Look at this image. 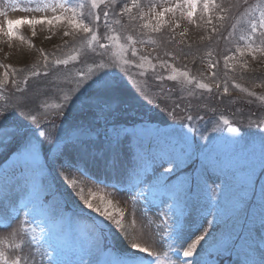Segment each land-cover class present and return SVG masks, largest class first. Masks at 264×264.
<instances>
[{"label":"snow or ice","instance_id":"snow-or-ice-1","mask_svg":"<svg viewBox=\"0 0 264 264\" xmlns=\"http://www.w3.org/2000/svg\"><path fill=\"white\" fill-rule=\"evenodd\" d=\"M8 7L26 13H53L41 19L13 20L0 8V37L7 38L9 44L16 39L24 41L19 33L22 26L32 27L35 35V26L41 24L65 25L63 35L71 37L72 42L65 44L68 51L62 56L40 50L42 60L33 65L30 75L46 78L43 88L28 91L29 77L17 79L23 70L0 63V99H4L9 84L21 93L14 102L0 106V149L10 150L13 160L11 165L0 167V209L4 210L0 215L8 220V228L20 220L12 232L0 237V264H36L37 252L40 264H45V258L47 264H215L213 254L233 252L237 264H264V134L260 137V172L255 166L245 170L240 194L228 202V218L218 220L216 213H208L213 217L207 221L208 228L222 229L215 235L204 227L203 220L191 221L190 213L180 208L183 204L186 209L200 193L209 203L219 205L224 191L225 181L217 180L221 175L227 177L225 162L214 147L209 148L218 137L200 132L203 143L195 139L199 129L193 122L204 120V116L188 113L182 117L186 123L177 124L175 108L180 105L176 104L169 111L174 122L170 130L146 125L129 128L117 122L124 103L119 96L122 77L129 76L130 69H140L141 76L150 69L156 80L177 82L188 96H197V90L200 94L213 93L212 85L217 96L228 95L229 82L233 88L247 91L248 96L255 95L229 73L237 66L247 70L245 57L256 60L258 55L264 56V0H255L254 4L249 0H25L23 7L13 0ZM182 21L202 29L201 40L211 42L216 37L217 42H232L234 50L227 49L228 54L222 57V78L211 71L220 61L214 59L210 48L205 52L210 75L204 79L176 67L159 53L143 54L145 46H152L156 52L165 42L164 37L167 43L175 41ZM188 30L183 28L180 36ZM191 54L180 50L181 56ZM90 55L99 59L89 63ZM163 55L171 61L180 58L168 51ZM70 64L81 66L73 71ZM60 65L65 69L63 80L75 84L67 91L58 82ZM157 67L162 71L157 72ZM50 72L53 78H49ZM49 91L60 93V103L54 105L56 111L51 114L40 111L48 105L37 99ZM172 91L169 88L164 95ZM257 99L264 101V96ZM77 112L79 123L68 129L57 127V117L67 119ZM210 123L212 133L221 132V124L229 126L228 131L236 136L226 143L239 145L242 152L247 150L246 142L241 145L239 129L231 127L229 119L221 115ZM250 123L264 128V119ZM13 144L19 147L12 148ZM90 168L104 179L126 185L133 207L144 201L159 209L162 215L155 225L158 242L153 241L151 246L140 242L143 227H150L154 221L138 224L133 212L126 227L125 212L114 209L111 200L94 194L85 197L72 173L95 179L89 174ZM57 181L70 191L61 193ZM117 184L106 186L115 188ZM65 195L76 196L85 208L97 214L83 231H66L61 208ZM97 200L99 203H94ZM189 231L192 235L186 236ZM5 249L13 254L9 256ZM25 249L29 251L25 253Z\"/></svg>","mask_w":264,"mask_h":264},{"label":"rangeland","instance_id":"rangeland-1","mask_svg":"<svg viewBox=\"0 0 264 264\" xmlns=\"http://www.w3.org/2000/svg\"><path fill=\"white\" fill-rule=\"evenodd\" d=\"M12 2L13 0H0V8H4L8 11L9 18L13 20L23 17H35L41 19L53 15L51 11L35 13L12 11L11 8L8 7ZM15 2L19 4L20 7H23L25 4V0H15ZM45 2L54 3L55 0H45ZM249 2L254 4L255 0H249ZM58 12L59 9L57 10V13ZM2 20L3 18L0 17V21ZM181 25V28L176 29L175 41L167 43V37H164L165 42L162 43L161 47L157 48L156 52H153L152 46H145L143 48V54H151L152 56H155L159 53L163 59L175 63L176 67L182 69L186 68L190 71L192 76L204 79L210 75V70L207 67V57L205 55L206 50L210 48L214 53V59H219L220 61L218 67L211 71H216L218 76L222 78L225 69L223 66V60L221 59L224 55L228 54L226 51L227 49L234 50L232 42L225 39H220L217 42L216 37H213L211 42L207 39L201 40V36L204 35L202 29L189 27L186 21H182ZM65 27V25H36V34L33 35L32 27L24 25L19 29V33L24 37V41L16 39L10 44L7 42V38L0 37V63L10 65L16 69H22L23 72L18 75L17 79H22L25 75L29 77L28 91H32L36 87L43 88L45 86L46 78L42 76L31 77L30 74L33 70V65L42 60L40 50H43V52L50 56L53 53L56 56H62L68 51L64 46L66 43L70 44L72 38L63 35ZM183 28H188L189 30L184 37H181L180 32ZM228 30L230 31V29ZM101 31H103V29H101ZM224 35H227V31H224ZM157 39H160V36H157ZM181 40H183L184 43H180ZM240 43L243 44V42ZM189 44L192 46L191 49L188 48ZM181 49H183L184 52H190L192 54L181 56ZM164 51L175 53L180 56V58L176 61H171L170 57H165L163 55ZM93 59L99 58L90 55L88 57L89 63H91ZM245 59H247L249 64L248 69L258 68L261 70L260 74L264 76V56L258 55L256 60H252L251 57H245ZM153 62L155 63V61ZM80 66L81 65L70 64L68 67L75 71L76 67ZM83 66L85 68L87 67V65ZM59 69L61 70V78L58 81L60 87L65 91L69 88L75 87L74 83H69L63 80L64 66L60 65ZM140 71V69H130L131 74L122 77L119 96L124 103L117 122L120 125L129 128H139L142 125H146L151 129L170 130V126L174 122L169 115V111H171L176 104L180 105L179 108H175L177 124L186 123L182 117L188 113H191L194 117L196 115L204 116V120H196L193 122L194 127L199 129L195 139L198 144L203 143L200 140V132H204L205 135L218 137L213 144L209 145V148L214 147L216 152L220 154L225 162L227 177L225 178L224 175H221L220 180H217V183L225 181L224 191L219 197V205L209 203L206 195L200 193L197 198H194L189 202L186 209L183 207V204L180 205V208L183 209L186 214L190 213L191 221L203 220L205 228H208L207 221L213 218L211 215H208L209 212L216 213L218 220L227 219L228 216L225 213L229 208L228 202L231 201L234 196L240 194L241 185L244 182L245 170L255 166L256 172H260V137L264 134V128L258 129L255 126V123L250 122L255 121L257 118L264 119V101L257 99V97L264 96V86H260L261 84H264V81H257V77L252 76L247 79L248 81H251V84L236 82V76L233 72H230L229 75L232 76L236 83L240 84L248 91L253 92L255 95L248 96L247 91L241 92L239 89L233 88L231 82H229L228 95L217 96L215 85H212L213 93L203 92L200 94V90H197V96H188L186 92L181 91L179 83L168 80L160 82L154 78V73L150 69L146 71L144 76L139 74ZM156 71L161 72L162 70L157 67ZM2 72L3 69H0V73ZM201 73H204V77L200 76ZM49 78H53L51 72ZM205 82L208 81L205 80ZM169 88H172L173 91L165 96L164 93L167 92ZM3 96L4 99H0V106L14 102L21 96V93L16 92L11 84H9L4 91ZM59 96L60 93H52L49 91L42 94L40 97H37L38 100H41L48 105L47 108H41L40 111H47L50 114L54 113L56 111L54 105L60 103ZM65 111L67 112L69 110L66 109ZM221 115L230 120L231 127L239 129V132L243 137L241 145L245 142L247 143L246 151L242 152L239 145L233 146L226 143V141L236 136V134L228 131L229 126L221 124L222 131L219 133H212L210 131L212 127L210 122L218 120ZM78 117V112L73 113V115H70L67 119L57 117L55 123L58 128L62 127L68 129L74 123L80 122ZM43 122L44 121H42V123ZM206 129L208 131H206ZM11 147L18 148L19 145L13 144ZM44 148L47 150V142L45 143ZM12 162L13 160L10 157V150L0 149V167H7L8 165H11ZM189 171L191 170L189 169ZM89 174L95 179H85L80 176L79 173H72V175L78 180V188H83L86 198H88L90 194H94L97 197L104 196L105 200H111L114 209H119L120 211L125 212L126 227L127 221L133 218L129 214L133 212L135 213V219L138 224L142 220L145 222L147 220L154 221L150 227H143L144 235L140 237V242L145 243L146 246H151L153 241H159V236L156 235L155 225L159 223L162 214L155 205L140 201L135 207H133L132 196L127 190L126 185H119L115 180L104 179L95 168H90ZM213 179H215V177H213ZM101 180H104V182L101 183ZM109 184H117V186L115 188L106 186ZM57 187L61 193L70 191L61 181H57ZM151 199L152 198L149 197V200ZM64 201L65 203L61 204V208L66 231H83L89 224L90 220L97 217V214L92 213L89 209L85 208L76 196H71V198H69L65 195ZM94 203H99V201H94ZM0 211L4 210L0 209ZM20 219H23L22 214ZM7 223L8 220L6 217L0 215V237L7 236L12 232L13 229L20 224V220L13 221L11 228L6 227ZM208 230L215 235H219L222 229L213 226L208 228ZM200 231H203V229ZM199 234L200 232L195 233V235ZM191 235L192 233L190 231L186 234V236ZM157 250L162 252L164 249L157 248ZM5 251H7L9 256L13 254L11 249H5ZM28 251V249H25V253ZM211 259L215 261V264H237V256L235 255V252L231 255L228 253L220 256L213 254ZM36 264H40V256L38 252L36 255ZM45 264H47L46 258Z\"/></svg>","mask_w":264,"mask_h":264},{"label":"trees","instance_id":"trees-1","mask_svg":"<svg viewBox=\"0 0 264 264\" xmlns=\"http://www.w3.org/2000/svg\"><path fill=\"white\" fill-rule=\"evenodd\" d=\"M223 60V59H221ZM260 69L252 68V69H247V70H242L237 66V70L233 72V74L236 76V82H244L247 84H251V81H248L247 79L250 77H257V81L263 82L264 81V76L260 74Z\"/></svg>","mask_w":264,"mask_h":264}]
</instances>
